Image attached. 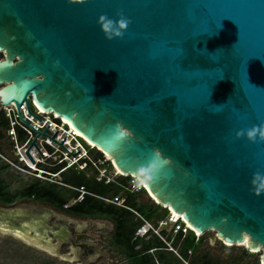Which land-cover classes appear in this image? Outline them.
Listing matches in <instances>:
<instances>
[{
  "label": "water",
  "instance_id": "obj_1",
  "mask_svg": "<svg viewBox=\"0 0 264 264\" xmlns=\"http://www.w3.org/2000/svg\"><path fill=\"white\" fill-rule=\"evenodd\" d=\"M120 14L130 23L107 40L101 17ZM0 52V107L21 119L25 104L39 120L30 98L141 179L156 205L212 243L262 251L264 264V191L251 183L264 174V136H246L264 127V0H0ZM19 211L0 209V232L82 264L78 248L90 246L69 241L71 219Z\"/></svg>",
  "mask_w": 264,
  "mask_h": 264
},
{
  "label": "built area",
  "instance_id": "obj_2",
  "mask_svg": "<svg viewBox=\"0 0 264 264\" xmlns=\"http://www.w3.org/2000/svg\"><path fill=\"white\" fill-rule=\"evenodd\" d=\"M29 102L31 105L32 114L36 116L40 121L28 113L25 104H23L19 108L21 119L38 132H43L48 126L44 132L45 135L49 137H52L53 134L57 131L53 137V140L61 143L64 137H66L61 145L72 155H74L77 151L78 152L74 156H72L63 147H61L53 140L49 139L47 136L40 135L37 136V138L34 140L37 132L19 118L18 111L15 105L11 103L5 106H1L0 111L4 119L8 123L6 135L9 137L12 143L14 156L16 157L18 163L16 164L13 162H8L9 160L3 157V155L1 154L0 158L8 162L19 171L30 175L35 179L50 184H55L59 187L71 188L62 182V173L71 169L79 173L84 172V170L88 168H96L98 162L97 160H94L93 156L95 154L94 151H96L97 149L85 139L78 136L76 131L71 129L69 125L66 126L63 119L55 116L53 113H43L32 104L30 98ZM19 133L22 135V139L20 138ZM33 140L35 141V146L40 151L42 156L37 151L35 146H31L29 148V154L34 161V163L32 164V162L25 154V151ZM61 164H63V167L57 172L53 173V171L50 170L51 168H54ZM105 173L106 169L104 168L102 176H99V172V175L96 179L99 182H103L104 184L113 182V179H111L112 175L111 177H108L103 175ZM113 174L116 177L121 176L119 173H117L116 170H114ZM129 182L130 183L128 184V186H119L130 193H135L143 190L138 184H135L134 177H130ZM78 191L80 192L81 196L74 201V204L78 201H81L82 196L85 194V189L83 187L78 189ZM101 199L107 204L121 207L133 214L134 221L139 222V226L134 232L135 238H146L150 235H154L162 242H164L167 245L168 249L176 255H178V253L177 250L172 247V243L174 238L179 233H181V239L185 237L188 231L193 232L196 240L200 237L197 232L193 231L190 226H188V224L181 218V216H175L174 213L169 211L168 209V213L164 218L153 222L145 219L138 211L126 206L125 199L120 195Z\"/></svg>",
  "mask_w": 264,
  "mask_h": 264
},
{
  "label": "trees",
  "instance_id": "obj_3",
  "mask_svg": "<svg viewBox=\"0 0 264 264\" xmlns=\"http://www.w3.org/2000/svg\"><path fill=\"white\" fill-rule=\"evenodd\" d=\"M7 126V121L2 120L0 117V129L5 131ZM19 136L22 139L20 133ZM101 156L102 153L99 151L94 155L95 158ZM62 167L63 164L50 170L55 173ZM7 168L8 165L2 163L0 159V174L6 171ZM61 176L62 182L71 188L59 187L55 184L35 179L30 184L13 193L8 190L5 182L0 180V203L9 205L18 199L27 198L35 202L47 204L52 209L73 218L108 219L114 225V230L111 235L112 246L126 259H131L132 264H156V262L159 264H169L168 259L164 255L165 252H168L164 250L166 247L164 243L156 238L148 241H133L134 232L137 226H139V223L134 221L132 213L121 207L107 204L101 198H111L120 195L125 199L126 206L139 211L145 219L153 222L164 218L168 213L167 209L156 204L153 206L138 204L136 202V194L124 191L122 187L114 183L104 184L103 182L96 181L95 176L88 178L82 172L68 173L67 171L62 173ZM119 181L122 186H128L129 184V179L122 176ZM81 187L85 189L82 200L70 205L72 200H77L81 196L78 191ZM142 192L145 191L142 190ZM202 241V235L196 240L193 232L188 231L183 239H181V233H179L174 239L173 246L178 247V255L184 260L183 256L188 258L192 248L198 244L200 245ZM138 246L139 248H137ZM152 249H156L155 252L149 253ZM244 252L246 253L245 249ZM202 258L208 259V261L202 264H222L213 263L207 256L202 255Z\"/></svg>",
  "mask_w": 264,
  "mask_h": 264
},
{
  "label": "rangeland",
  "instance_id": "obj_4",
  "mask_svg": "<svg viewBox=\"0 0 264 264\" xmlns=\"http://www.w3.org/2000/svg\"><path fill=\"white\" fill-rule=\"evenodd\" d=\"M1 119L2 120L4 119L2 114H1ZM0 137H1L0 154L3 155V157H5L6 159H8L9 160L8 162L10 163L13 162L17 164L18 162L16 157L14 156L12 143L9 137L6 135V129L5 131L0 129ZM97 151L98 150L94 151L95 153L94 155H96ZM108 159L109 158L104 154H102V156L99 158L94 157V160H97L98 162L96 168H91V169L88 168L84 170V172L82 173H84V175L88 178H91L93 176L97 178L99 172H100L99 176H102L103 169L105 168L106 173L103 175L108 177H111L112 175L111 179H113V182L110 183H114L118 186L121 185L119 181L121 176L116 177L113 174L115 169L111 164V161H109ZM1 161L2 163L8 165V168L6 171H3L1 173L0 179H2L5 182L8 190H10L11 192H17L22 187L30 184L35 180V178L19 171L18 169H16L15 167L10 165L8 162L4 161L3 159H1ZM67 172L75 173L73 169L68 170ZM124 178L130 180L129 176ZM135 194H136V202L138 204L147 205V206H153L155 204L153 200L149 198L146 192L139 191V192H135ZM74 201L75 200H72L70 202V205L74 204ZM30 202L31 203H29L28 206H31L35 210L37 209L38 206L40 208L52 209L50 206L44 203H39L35 201H30ZM20 203H21L20 200H16L15 205ZM52 210L59 215L67 216L59 211H56L54 209ZM89 220H85V221L90 222ZM92 223L93 222L91 220L88 230L90 232L89 236L93 239H89L88 242L89 243L93 242L94 239H96L97 240L96 244L98 249H100L104 253L107 254L109 253L110 255L109 258L112 259L113 262L112 264H116V262H122L123 261L122 256L118 255L115 248L111 244V237H110L111 226L108 224V222H104L105 226L102 227L100 230H97L95 225ZM95 236H97L98 238ZM202 238H203L202 243L192 248L190 254L188 255V258L181 254L184 257L182 258L186 261L182 260L180 256L176 254L165 252L164 255L168 259L169 264H202L208 261V259L202 258V255L210 258V260L213 263H222V264H259L260 263V256L262 251L257 253H253V252L251 253V251L247 250V248H245L244 246L238 247V246L226 245L222 241H218V240L212 243L210 241V233H206L202 235ZM244 249L246 250V253L244 252ZM59 253L60 255L69 253L68 245H64V248H62ZM0 264H74V263L60 261L54 257L47 256L36 249H30L24 244H21L20 241L15 240V238L11 237L7 233H0Z\"/></svg>",
  "mask_w": 264,
  "mask_h": 264
},
{
  "label": "flooded vegetation",
  "instance_id": "obj_5",
  "mask_svg": "<svg viewBox=\"0 0 264 264\" xmlns=\"http://www.w3.org/2000/svg\"><path fill=\"white\" fill-rule=\"evenodd\" d=\"M2 57H3V55H2V52H0V59H2ZM1 111H0V117H1ZM1 175V174H0ZM0 180H2V179H0ZM13 193H15V192H13ZM18 200H20V204H16L15 205V202L14 203H12V204H2V203H0V209H4V210H7V211H10V210H15V211H17V210H20L19 211V214L22 216V215H24V216H26L27 214H28V212L29 211H31V212H38V213H41L42 215L44 214V212L47 210L46 208H40L39 206L37 207V209L35 210L34 208H32L31 206H28V204L29 203H31L30 201H33V200H31V199H27V198H24V199H18ZM57 211V210H56ZM26 217H28V216H26ZM68 217V216H67ZM70 218H72V217H70ZM74 219V218H73ZM75 219H79V218H75ZM88 219H90V218H82L81 220H88ZM91 220H95L94 218H92ZM52 222H54V219H50L49 220V223H52ZM57 224H62V222L61 221H57L56 222ZM67 224L68 225H70L71 227H73L76 231V236H75V240H73V239H71L70 238V242L72 241V242H74V244L75 243H81L82 245L83 244H88L90 247L88 248V250L87 251H85L84 250V248H78V251H79V258H80V263H82V264H103L102 263V260L103 259H105L106 257H105V255H97L95 258L93 257V258H91V259H89V257H91V256H93L95 253H96V248H95V246H97L96 245V239H94V241L93 242H88V240L89 239H93V238H91L89 235L90 234H88L87 233V231H86V229L85 228H83V227H80V223L79 224H77V227L75 226V225H73V223H68L67 222ZM0 233H5V232H0ZM11 236V235H10ZM12 237V236H11ZM14 238V237H13ZM15 240H17V239H15ZM18 241H20V240H18ZM21 242V244H24L25 246H27L28 248H30V249H34L33 247H31V246H29V245H27V244H25V243H23L22 241H20ZM64 245H68V251L70 252L71 251V249H72V245H70L69 243H67V244H63V245H61V249L62 248H64ZM77 248V247H76ZM60 249V250H61ZM41 252V251H40ZM42 253H44V252H42ZM45 255H47V256H50L49 254H46V253H44ZM52 257V256H51ZM54 258H56V257H54ZM56 259H58V258H56ZM59 260V259H58ZM61 261V260H60ZM109 262H112V261H109ZM123 264V262H117L116 264ZM74 264H76V263H74ZM126 264H128L127 262H126Z\"/></svg>",
  "mask_w": 264,
  "mask_h": 264
},
{
  "label": "clouds",
  "instance_id": "obj_6",
  "mask_svg": "<svg viewBox=\"0 0 264 264\" xmlns=\"http://www.w3.org/2000/svg\"><path fill=\"white\" fill-rule=\"evenodd\" d=\"M101 30L107 40H112L113 38H120L123 36V30L128 27L130 21L120 14L118 20L109 19L107 17H101ZM244 132H238L237 136L244 135ZM264 136V127L257 128L253 126L251 129L247 130L246 136L250 141H254L257 136ZM110 161V160H109ZM155 165L153 164L152 168L143 169L141 174H148L149 178L150 173L154 170ZM254 191L256 194H259L261 191H264V174L256 172L253 174L252 181Z\"/></svg>",
  "mask_w": 264,
  "mask_h": 264
},
{
  "label": "crops",
  "instance_id": "obj_7",
  "mask_svg": "<svg viewBox=\"0 0 264 264\" xmlns=\"http://www.w3.org/2000/svg\"><path fill=\"white\" fill-rule=\"evenodd\" d=\"M133 194H135V193H133ZM119 196V195H118ZM137 211V210H136ZM139 212V211H138ZM140 213V212H139ZM141 214V213H140ZM133 215V214H132ZM142 215V214H141ZM143 216V215H142ZM144 217V216H143ZM67 218H69V219H71V221H73V222H75L76 224H79L80 223V227H83V228H85L86 229V231H87V233L88 234H90V232H89V230H88V228H89V225H90V223H91V219L92 218H90V222H88V221H84V220H81L82 218H79V219H73V217L72 218H70V216L69 217H67ZM95 219V221H93L92 220V224H94L95 225V227H96V229L97 230H100L102 227H104L105 226V223L104 222H108V224L111 226V231H110V237H111V235H112V233H113V230H114V225H113V223L110 221V220H108V219H103V218H94ZM71 221H68V223L70 224V223H72ZM103 221V222H102ZM139 223V222H138ZM138 227V226H137ZM95 237H97V236H95ZM98 238V237H97ZM158 239L156 236H154V235H150L149 237H146V238H135L134 236H133V241H136V240H144V241H148V240H150V239ZM175 239V238H174ZM159 241H161L160 239H158ZM169 240V239H168ZM170 241V240H169ZM162 242V241H161ZM162 243H164V242H162ZM165 244V243H164ZM173 244H174V240H173V243H172V247L174 248V249H177L178 247L176 246V247H174L173 246ZM97 245V244H96ZM165 248H164V250H166V251H168V252H170V253H173L172 251H170L169 249H168V247H167V245L165 244ZM95 248H96V253L93 255V256H91V257H89V259H91V258H95L97 255H105V259L104 260H102V263L103 264H112L113 262H109V261H112V259H110L109 257H110V255H109V253L107 254V253H104L103 251H101L100 249H98V247L97 246H95ZM137 248H139V246L137 247ZM115 250H116V252L118 253V255L119 256H122V262L123 263H128V264H132L131 263V259L130 260H128V259H126L123 255H121L120 253H119V251L115 248ZM155 250L156 249H152V250H150L149 251V253H154L155 252ZM174 254V253H173ZM190 254V253H189ZM77 256L79 257V251H78V254H77ZM178 258V257H177ZM179 259V258H178ZM180 260V259H179ZM181 261V260H180ZM182 262V261H181ZM117 263V262H116ZM183 263V262H182ZM156 264H159L158 262H156Z\"/></svg>",
  "mask_w": 264,
  "mask_h": 264
},
{
  "label": "bare ground",
  "instance_id": "obj_8",
  "mask_svg": "<svg viewBox=\"0 0 264 264\" xmlns=\"http://www.w3.org/2000/svg\"><path fill=\"white\" fill-rule=\"evenodd\" d=\"M42 111V110H41ZM43 112V111H42ZM56 116V115H55ZM64 123H65V125L67 126V125H69L66 121H64ZM69 127L71 128V129H73L70 125H69ZM74 130V129H73ZM76 133L78 134V136H80V137H82L83 139H85L83 136H81L77 131H76ZM86 140V139H85ZM87 141V140H86ZM87 142H89V141H87ZM90 143V142H89ZM90 144H92V143H90ZM93 145V144H92ZM94 146V145H93ZM95 147V146H94ZM34 159V158H33ZM115 170L117 171V173H119V174H121L122 175V173L117 169V168H115ZM134 179H135V184H138L142 189H144L145 188V185H144V182L141 180V179H138V178H136V177H134ZM150 197L152 198V199H154L151 195H150ZM174 213V212H173ZM174 215L175 216H178L177 214H175L174 213ZM188 224V223H187ZM188 226H189V224H188ZM191 228V227H190ZM192 229V228H191ZM193 230V229H192ZM198 235H200L201 236V234L200 233H197ZM226 245H230V244H227L226 243ZM254 252V251H253Z\"/></svg>",
  "mask_w": 264,
  "mask_h": 264
}]
</instances>
